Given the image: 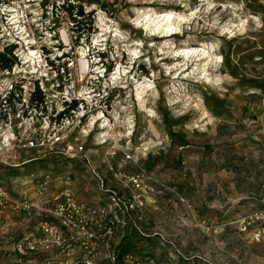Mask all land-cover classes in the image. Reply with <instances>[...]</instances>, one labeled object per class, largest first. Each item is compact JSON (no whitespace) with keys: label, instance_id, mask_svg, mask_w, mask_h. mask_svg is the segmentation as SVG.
I'll use <instances>...</instances> for the list:
<instances>
[{"label":"rangeland","instance_id":"rangeland-1","mask_svg":"<svg viewBox=\"0 0 264 264\" xmlns=\"http://www.w3.org/2000/svg\"><path fill=\"white\" fill-rule=\"evenodd\" d=\"M65 1L0 0L7 4L0 51L16 43L18 63L28 67L44 49L70 66L74 89L83 86L79 69L90 64L85 88L96 92L88 108L96 112L106 101L109 114L91 132L65 121V139L53 151L0 150V186L13 200L29 188L35 201L34 184L49 172L58 177L51 192L69 187L98 206L109 190L130 196L125 176L145 169L153 189L139 192L142 205L128 226L146 238L136 252L142 260L264 264V238H253L262 224L241 228L246 216L264 212V0H69L84 10L79 25L59 7ZM158 14L172 15L170 33L148 29ZM90 20L81 37L78 27ZM11 78L0 70V92ZM12 112L17 136L44 123L45 113L25 111L31 128ZM69 145L85 152L69 159ZM87 159L100 177L87 171ZM43 218L54 220L36 210L0 212V264H39L18 245L38 233Z\"/></svg>","mask_w":264,"mask_h":264},{"label":"built area","instance_id":"built-area-1","mask_svg":"<svg viewBox=\"0 0 264 264\" xmlns=\"http://www.w3.org/2000/svg\"><path fill=\"white\" fill-rule=\"evenodd\" d=\"M6 6L4 2L0 5L2 8ZM3 15L8 20L13 16L9 11ZM25 60L20 59V63ZM32 61V66L20 67L17 63L12 69L2 70L4 76L12 78L9 86L0 92V117L3 121V124H0V150L20 148L39 152L53 151L65 139V131L62 130L65 121L70 124L68 128L73 130L90 128L91 132L95 125L102 130L103 119L109 114L108 103L100 100L96 112L88 108L89 103L94 101L93 95L96 92L93 85L85 88L87 83H92L94 76L90 71V64L86 69L83 67L79 69L83 86L74 89L69 83L71 80L69 65L60 64L57 58L50 57L44 49ZM17 68L22 70L16 71L19 70ZM37 87L45 95V101L40 109L31 106V98ZM59 95H62V99L58 103ZM12 108H15L17 116L25 120L31 128L35 123L34 118L30 116L25 119V111L29 109L31 112L45 113L42 118L45 124L42 123L38 129H31L29 133L17 136L16 126H12ZM68 109L70 110L67 112ZM22 125L23 122L20 121L19 127ZM56 130L59 133L55 136ZM47 131L49 135L46 134ZM47 138H51L50 142ZM108 141L104 139L100 144ZM68 148L71 150L68 156L73 158L85 152L83 145L77 148L69 145ZM111 154L115 155L116 150ZM127 158L134 159L130 154H127ZM86 167L89 172L100 177L88 159ZM125 177L130 196L109 190L108 201L95 206L79 200L69 187L51 192L50 185L54 177L49 172L44 173L34 184L35 201H32L29 188L21 191V200H13L7 189L0 186V212L10 207L14 210H36L41 214H50L54 218V220L43 218L38 224V233H31L19 242L20 251L36 256L30 259V262L38 260L39 264H99L104 253L111 264H117L115 247L124 237L132 219L131 215L139 210L140 204L142 205L139 192L153 189L148 184L151 177L145 169ZM29 181V184L33 182ZM141 218L139 216V219ZM259 222L263 226L262 231L257 229L253 233V238L258 241L264 238V212L256 211L241 222V228L244 230L249 229L251 224ZM118 230L122 231L119 236ZM125 264L149 262L128 254Z\"/></svg>","mask_w":264,"mask_h":264},{"label":"trees","instance_id":"trees-1","mask_svg":"<svg viewBox=\"0 0 264 264\" xmlns=\"http://www.w3.org/2000/svg\"><path fill=\"white\" fill-rule=\"evenodd\" d=\"M62 10L68 11L70 16L73 18V20L79 25L81 21H83L84 18V10L82 9V6H79L73 1L66 0L61 6H59ZM80 17V18H78ZM84 26H79L78 32H80V36L82 34H85V32H89L91 30V23L92 20H90V23L88 21L83 22ZM81 27V28H80ZM82 37V36H81ZM18 45L16 43L7 44L2 51H0V70L5 69H12L15 64L18 63V56L15 52ZM101 56H105L104 52H99ZM45 101V95L43 91L37 87L34 91L32 98H31V106L37 107L40 109V107L43 105ZM75 105H72L74 107ZM70 109L67 110V112ZM69 159H74L68 156ZM31 160L30 162L35 161ZM28 162V163H30ZM24 165H28L25 163ZM31 165V164H30ZM25 167V166H24ZM263 212V211H258ZM144 236H142L136 228L129 229L127 228V231L124 235V237L121 239L119 244L115 247V254L117 258V264H125V258L128 254H133L137 257L136 252H139L140 244L145 242ZM141 258V257H139ZM149 258V257H148Z\"/></svg>","mask_w":264,"mask_h":264},{"label":"bare ground","instance_id":"bare-ground-1","mask_svg":"<svg viewBox=\"0 0 264 264\" xmlns=\"http://www.w3.org/2000/svg\"><path fill=\"white\" fill-rule=\"evenodd\" d=\"M171 19H172V15L171 14H158L156 16V18H154L153 22L155 23V25L152 28H148L151 32H153L154 28H159V27H163L164 31L170 33V29H171ZM151 22V21H150ZM169 35V34H168ZM167 36V35H166ZM33 58V57H32ZM87 61V60H86ZM142 88V87H141ZM146 91V87H143V91L142 93L145 94Z\"/></svg>","mask_w":264,"mask_h":264},{"label":"crops","instance_id":"crops-1","mask_svg":"<svg viewBox=\"0 0 264 264\" xmlns=\"http://www.w3.org/2000/svg\"><path fill=\"white\" fill-rule=\"evenodd\" d=\"M69 157H70V156H69ZM71 158H73V157H71ZM87 171H88V170H87ZM54 177H55V178H53L54 180H55V179H58V177H56V176H54ZM54 180H53V181H54ZM57 191H58V190H57ZM88 204H90V205H94L93 203H90V202H88ZM95 206H96V205H95ZM101 258H106L105 255H104V253H103V255H102Z\"/></svg>","mask_w":264,"mask_h":264}]
</instances>
